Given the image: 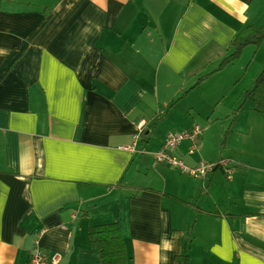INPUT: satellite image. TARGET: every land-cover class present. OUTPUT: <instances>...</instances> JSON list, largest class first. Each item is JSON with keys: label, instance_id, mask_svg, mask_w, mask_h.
<instances>
[{"label": "crops", "instance_id": "crops-1", "mask_svg": "<svg viewBox=\"0 0 264 264\" xmlns=\"http://www.w3.org/2000/svg\"><path fill=\"white\" fill-rule=\"evenodd\" d=\"M263 23L264 0H0V264H30L37 239L59 264H104L87 232L109 223L129 264H264L254 105L220 144L208 128L171 151L232 179L152 158L226 97L239 73L211 90L233 64L214 71Z\"/></svg>", "mask_w": 264, "mask_h": 264}, {"label": "rangeland", "instance_id": "rangeland-1", "mask_svg": "<svg viewBox=\"0 0 264 264\" xmlns=\"http://www.w3.org/2000/svg\"><path fill=\"white\" fill-rule=\"evenodd\" d=\"M263 69L264 42L258 48L254 46L246 47L243 50L240 59L236 63L230 66V68L225 72L219 74L217 78L211 80L210 89L213 90V88L216 87L215 82L223 80L226 83L230 79L232 82L233 78H227L226 75H233L234 73L236 75L239 73L238 79L227 85L231 87H227L228 91H226L225 100L222 99L220 103H214L211 105H208L209 103H204L202 107L203 111L200 112V114L193 115L195 117V123L202 125L203 131L208 128L211 129V139H213L214 142L217 141L218 138L219 144L221 139L224 141L225 137L223 135V137H219L220 132L223 129L226 131L228 124L236 117H239L240 119L239 121L237 120L239 125L243 122L241 119L247 118L249 113H251L253 103L249 99H246V92L253 88L255 79L259 76ZM209 106H211L210 109L206 108ZM172 126L173 124L170 123V119L168 121H164L162 127H158L156 135L167 127L171 128ZM237 129H239V127H237Z\"/></svg>", "mask_w": 264, "mask_h": 264}, {"label": "trees", "instance_id": "trees-1", "mask_svg": "<svg viewBox=\"0 0 264 264\" xmlns=\"http://www.w3.org/2000/svg\"><path fill=\"white\" fill-rule=\"evenodd\" d=\"M264 42V23L260 26H249L231 43L233 52L226 57L218 69L234 64L242 55L243 50L248 46L260 47ZM205 78V77H204ZM201 80L197 82L200 85ZM246 99H249L254 110L264 118V69L255 79L253 88L246 92ZM88 241L91 247L96 248L104 264H129L130 256L126 241L119 223H109L89 228L87 232ZM184 264H188L186 259Z\"/></svg>", "mask_w": 264, "mask_h": 264}, {"label": "built area", "instance_id": "built-area-1", "mask_svg": "<svg viewBox=\"0 0 264 264\" xmlns=\"http://www.w3.org/2000/svg\"><path fill=\"white\" fill-rule=\"evenodd\" d=\"M203 130L199 124L193 125L190 129L183 132L169 133L164 141L160 151L152 154V158L156 164H165L179 170L181 173L196 177L205 178L213 173L216 168H225L228 178L232 179V173L227 169V162L222 160L219 163H201L195 168L188 167L181 159L171 154V151L176 149L183 141L190 140L193 143L191 151H195L197 143ZM41 235V234H40ZM60 257L57 254L46 252L40 245V240L37 239L31 255L30 264H59Z\"/></svg>", "mask_w": 264, "mask_h": 264}]
</instances>
